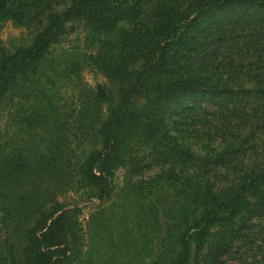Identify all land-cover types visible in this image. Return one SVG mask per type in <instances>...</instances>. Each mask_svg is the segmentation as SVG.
<instances>
[{
	"label": "trees",
	"instance_id": "obj_1",
	"mask_svg": "<svg viewBox=\"0 0 264 264\" xmlns=\"http://www.w3.org/2000/svg\"><path fill=\"white\" fill-rule=\"evenodd\" d=\"M6 21L30 36L0 47L17 130L0 264H257L245 245L264 264V0H0ZM76 31L85 53L57 66ZM80 63L106 82L66 110L58 75L73 86ZM71 191L116 207L92 214L87 244Z\"/></svg>",
	"mask_w": 264,
	"mask_h": 264
},
{
	"label": "rangeland",
	"instance_id": "obj_2",
	"mask_svg": "<svg viewBox=\"0 0 264 264\" xmlns=\"http://www.w3.org/2000/svg\"><path fill=\"white\" fill-rule=\"evenodd\" d=\"M30 33L23 27L17 26L13 24L11 21H6L3 23L1 30H0V47H4L10 51L15 50L17 46L21 44H25L29 41ZM84 34L83 32L76 31L72 33L69 37H67L61 45L58 46L56 49V62L57 66H61V61L67 60H79L80 57L83 56L85 53V42H84ZM81 64V72L78 79L71 73L72 77V84L73 86L69 85V83L62 79V76L59 77L58 75V84L57 88L59 90V96L61 98V104L64 105V109L71 110L74 107L73 103L77 101L78 96V86L85 89L93 90L98 85L104 84L106 82V78L101 72H98L94 67H92L89 63H85L84 65ZM60 71V69H58ZM60 74V73H59ZM78 80V81H77ZM15 125L12 117L3 110L0 112V154L4 152V150H9L10 144L12 141H15L17 137V130H15ZM8 140L10 144L6 145ZM124 181L123 171L118 170L115 176V184L117 189L122 186ZM62 200L69 205H77L81 212L79 215V220L82 224L83 231L85 234V243H89V222L91 219L92 214L100 211H105V214L110 216H114L115 208H111V201H102L98 199H91L86 194L82 193L81 191H71L65 196L62 197ZM116 200V197H114ZM113 204V203H112ZM124 212V209L121 210ZM3 212L1 210L0 205V219ZM241 256L245 257L246 261H252L256 259L257 264H262L260 262V254L258 251L254 249L252 245H245L241 248ZM234 254L225 256V259L228 263L234 262ZM256 257V258H255ZM264 263V262H263Z\"/></svg>",
	"mask_w": 264,
	"mask_h": 264
}]
</instances>
